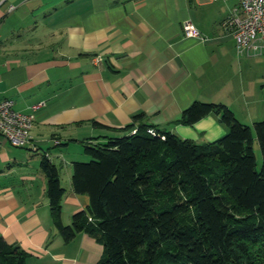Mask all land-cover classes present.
<instances>
[{
	"label": "crops",
	"instance_id": "0c3cea01",
	"mask_svg": "<svg viewBox=\"0 0 264 264\" xmlns=\"http://www.w3.org/2000/svg\"><path fill=\"white\" fill-rule=\"evenodd\" d=\"M230 1L3 2L0 99L13 100L21 112L43 103L31 143L17 155L20 163L34 156L35 171L0 184V237L26 251L27 264H100L103 257L102 245L88 233L64 242L57 231L41 168L45 156L58 167L60 182L65 170L61 221L69 225L89 204L88 196L72 190V162L82 159L84 144L124 135L135 115L197 143L214 141L226 129L214 114L192 125L181 122L195 101L225 104L248 125L264 119V50L236 49L222 25L234 7ZM9 4L16 8L4 15ZM186 21L204 39L185 37ZM6 143L1 140L0 163L9 167Z\"/></svg>",
	"mask_w": 264,
	"mask_h": 264
},
{
	"label": "trees",
	"instance_id": "16d2710c",
	"mask_svg": "<svg viewBox=\"0 0 264 264\" xmlns=\"http://www.w3.org/2000/svg\"><path fill=\"white\" fill-rule=\"evenodd\" d=\"M210 114L226 129L211 142L180 138L137 114L124 135L84 144L88 159L72 162L71 187L89 204L69 225L59 169L45 156L50 213L64 242L93 236L100 264H264V119L248 125L225 104L195 101L180 121ZM27 258L0 237V264Z\"/></svg>",
	"mask_w": 264,
	"mask_h": 264
},
{
	"label": "built area",
	"instance_id": "2783aa9c",
	"mask_svg": "<svg viewBox=\"0 0 264 264\" xmlns=\"http://www.w3.org/2000/svg\"><path fill=\"white\" fill-rule=\"evenodd\" d=\"M5 0L0 1V6ZM222 25L229 31L238 51L259 46L264 50V0H235ZM16 6L9 4L5 10L7 15ZM2 18H0L1 23ZM185 37L204 39L201 32L191 21L183 24ZM97 59V58H96ZM43 103L32 105L30 112L15 109L11 99H0V146L4 140L14 147H26L31 143V131L37 111Z\"/></svg>",
	"mask_w": 264,
	"mask_h": 264
},
{
	"label": "rangeland",
	"instance_id": "374dc122",
	"mask_svg": "<svg viewBox=\"0 0 264 264\" xmlns=\"http://www.w3.org/2000/svg\"><path fill=\"white\" fill-rule=\"evenodd\" d=\"M237 4V1L235 0H231L228 5H229V8H232L233 6H235ZM262 120V119H261ZM5 151L7 152H10L11 154V161H10V166L8 167V164L5 163H0L2 164V166H4V169H5V174H0V184H10V185H13L15 184L16 182H18V177L24 172V170H33V166H34V159H32V155L30 154H26L28 155V158L26 159L25 158V161L24 163H20L18 160V156L20 153H25L26 152V149H24V147H14L12 145H10V143H6L5 147L3 148ZM255 151H256V155H257V165L258 167H260L261 165V154H260V151L258 149V146L257 144L255 145ZM82 152H83V148H82ZM25 155V154H24ZM25 155V156H26ZM82 158L81 160H87L88 158L86 156H84L83 154L81 155ZM16 158V162L17 164L13 165L12 163V158ZM27 157V156H26ZM76 158H79L76 157ZM21 160V159H20ZM27 162V163H26ZM12 166V167H11ZM12 169V170H9ZM35 171V169L33 170ZM65 170H63L62 172V175H61V182H62V185L65 184ZM37 182H39V174H38V180Z\"/></svg>",
	"mask_w": 264,
	"mask_h": 264
}]
</instances>
